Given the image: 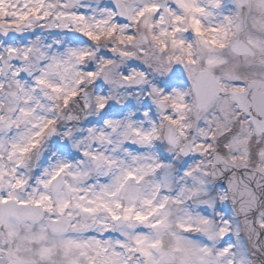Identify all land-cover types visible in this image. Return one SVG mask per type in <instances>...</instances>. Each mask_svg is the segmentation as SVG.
<instances>
[{
	"label": "snow or ice",
	"instance_id": "1",
	"mask_svg": "<svg viewBox=\"0 0 264 264\" xmlns=\"http://www.w3.org/2000/svg\"><path fill=\"white\" fill-rule=\"evenodd\" d=\"M0 264H264V0H0Z\"/></svg>",
	"mask_w": 264,
	"mask_h": 264
}]
</instances>
